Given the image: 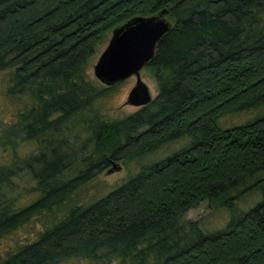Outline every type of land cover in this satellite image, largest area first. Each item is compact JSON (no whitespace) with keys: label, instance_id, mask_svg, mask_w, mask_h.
<instances>
[{"label":"trees","instance_id":"16d2710c","mask_svg":"<svg viewBox=\"0 0 264 264\" xmlns=\"http://www.w3.org/2000/svg\"><path fill=\"white\" fill-rule=\"evenodd\" d=\"M163 8L171 29L147 65L157 94L104 120L116 84L87 80L90 58L114 26ZM0 75L15 111L0 122V238L43 224L0 264H264V0H0ZM183 139L68 203L113 164ZM204 200L226 206L222 227L182 220Z\"/></svg>","mask_w":264,"mask_h":264},{"label":"rangeland","instance_id":"374dc122","mask_svg":"<svg viewBox=\"0 0 264 264\" xmlns=\"http://www.w3.org/2000/svg\"><path fill=\"white\" fill-rule=\"evenodd\" d=\"M113 29V28H112ZM111 29V31H112ZM111 31H109L106 35V40H104L103 44H101L98 51L90 58L88 65L85 68L84 76L87 80H91L99 83L103 87L102 84L94 75L93 66L106 47L108 40L111 36ZM141 79L147 84L150 89L152 97L157 94V86L154 79L153 69L150 67H144L140 71ZM2 77L0 75V122L4 121L7 124L15 120V116L13 113L15 111L12 110L11 104L6 102L1 95L2 91ZM136 78L135 76H130L125 80L117 83L114 93L110 98V107L108 109L102 110L103 119L106 121H115L121 119L122 117L137 111L141 106L131 105L127 103V97L131 88L135 85ZM242 119L240 117H235L230 119H225L222 123L229 124L232 121L240 122ZM225 122V123H224ZM186 140L173 141L167 145L160 147L153 154H149L144 156L141 155L134 159H124L116 164L118 168H114L109 171V169L104 172L98 174L94 179L85 183L81 187H79L70 197L69 204H88L103 195H105L110 190L114 189L116 186L126 181L133 175L137 173L139 167L143 164L151 162V160H155L161 158L173 151L177 147L185 144ZM34 147L33 143H23L20 147L21 152H28ZM2 153L0 152V160ZM138 158H142L137 160ZM141 163V164H140ZM113 166V165H112ZM264 171L259 173L258 177H263ZM28 179L23 178L18 181L19 186L26 185ZM246 195V194H245ZM258 198V194L253 190L252 194L248 196L246 199L243 198L237 201V204L240 208H247ZM219 203L209 202L207 200L201 201L197 206L190 208L184 215L182 216V220H201L205 229H214L218 227H222L225 222L228 220L229 213L225 209L226 206L218 205ZM205 222V223H204ZM43 228V224L41 223V216H36L32 218L28 223L14 229L9 234L0 238V258H3L8 253L15 251L19 246L28 243L34 240L37 237L39 231ZM63 264H85L83 262H78L76 260H72Z\"/></svg>","mask_w":264,"mask_h":264},{"label":"water","instance_id":"95a60500","mask_svg":"<svg viewBox=\"0 0 264 264\" xmlns=\"http://www.w3.org/2000/svg\"><path fill=\"white\" fill-rule=\"evenodd\" d=\"M167 15L168 9L163 8L153 14L132 16L114 26L106 47L93 66L95 77L105 86L135 76V85L127 97L128 104L144 106L153 99L140 71L152 61L158 42L171 29ZM114 168L118 166L113 164L109 171Z\"/></svg>","mask_w":264,"mask_h":264}]
</instances>
